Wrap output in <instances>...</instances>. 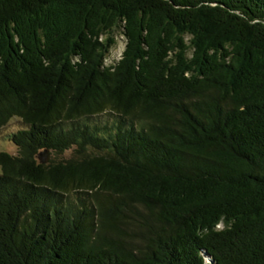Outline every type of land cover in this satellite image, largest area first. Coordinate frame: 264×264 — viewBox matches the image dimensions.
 <instances>
[{"label": "trees", "instance_id": "trees-1", "mask_svg": "<svg viewBox=\"0 0 264 264\" xmlns=\"http://www.w3.org/2000/svg\"><path fill=\"white\" fill-rule=\"evenodd\" d=\"M13 120L0 264H264V0H0Z\"/></svg>", "mask_w": 264, "mask_h": 264}, {"label": "rangeland", "instance_id": "rangeland-1", "mask_svg": "<svg viewBox=\"0 0 264 264\" xmlns=\"http://www.w3.org/2000/svg\"><path fill=\"white\" fill-rule=\"evenodd\" d=\"M124 46V40L123 37L118 35L116 37V44L115 46L109 51V54L106 57L105 63H110L113 60H116L119 58L120 53L123 49ZM16 128V121H11L7 126L3 128L2 131H0V150L4 149L8 152L14 153L15 152V147L11 144H9L4 138L3 134H6L7 132L13 130ZM70 153H66L65 156H68Z\"/></svg>", "mask_w": 264, "mask_h": 264}, {"label": "water", "instance_id": "water-1", "mask_svg": "<svg viewBox=\"0 0 264 264\" xmlns=\"http://www.w3.org/2000/svg\"><path fill=\"white\" fill-rule=\"evenodd\" d=\"M40 157H42L43 159H47V154L46 153H42L41 155H40Z\"/></svg>", "mask_w": 264, "mask_h": 264}]
</instances>
